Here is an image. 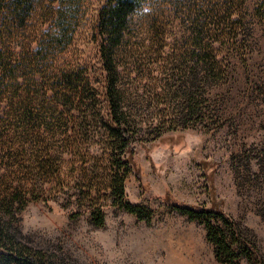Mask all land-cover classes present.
Returning a JSON list of instances; mask_svg holds the SVG:
<instances>
[{"label":"rangeland","instance_id":"obj_1","mask_svg":"<svg viewBox=\"0 0 264 264\" xmlns=\"http://www.w3.org/2000/svg\"><path fill=\"white\" fill-rule=\"evenodd\" d=\"M73 2L72 8L57 14L66 36L54 28L46 38L48 48L35 55L28 47L40 25L20 37L11 30L9 41L22 53L16 68L25 67L27 78L38 64L44 65L46 74L66 72L68 78L82 66L75 80L82 81L89 112L78 131L97 160L86 166L69 162L63 146L65 122L58 117L59 107L44 98L36 102L41 115L55 112V119H47L42 133L37 132L31 112L27 119L16 116L12 133L7 119L1 120L0 196L14 193L6 203L13 231L23 242L76 264H228L216 257L204 223L178 213L163 199L193 209L208 208L214 190L223 200L224 212L255 245L251 262L242 259L241 264H264V19L258 18L263 1H248L246 12L254 29L246 30L243 37L249 53L235 56L231 86L215 92L211 113L196 123L184 117L187 111L184 118L179 116L185 99L172 76L178 73L179 54H164L154 46L125 50L114 60L120 66L117 99L139 143L136 158L143 172L142 180L134 172L129 174L126 199L151 214L150 223L125 211L110 189L115 172L108 158L112 144L105 113V73L93 37L92 11L102 2ZM142 142L147 147L141 148ZM50 157L58 169L61 166L59 174L68 185L55 199L42 201L56 177L44 165ZM88 175L97 189L93 201L87 190L85 194L80 190ZM17 187H33L35 194L27 196L15 191ZM97 204L105 215L102 227L96 225Z\"/></svg>","mask_w":264,"mask_h":264},{"label":"trees","instance_id":"obj_2","mask_svg":"<svg viewBox=\"0 0 264 264\" xmlns=\"http://www.w3.org/2000/svg\"><path fill=\"white\" fill-rule=\"evenodd\" d=\"M248 1L100 0L102 3L98 9L92 11L95 17L93 37L99 44L102 71L105 73V113L109 120L112 144L108 158L111 169L115 172L110 189L115 199H118V204L128 213L137 215L140 220L150 223L152 215L126 199L125 181L129 174L134 172L142 180L143 172L136 158L139 143L135 139L125 108H122L117 99L120 66L114 60L125 50H149L154 46L161 48L164 54H179L175 59L178 62V73L172 75L176 79V87L183 92L182 97L185 99L179 116L183 117L187 111L184 117L196 123L199 117L211 113L212 101L215 99L213 97L231 86L235 56L238 53L247 56L249 53L247 40L243 37L246 30L254 29L246 12ZM262 1L263 13L258 15L261 20L264 19V0ZM74 4L73 0H0V121L7 119L6 125L12 133L16 116L27 119L31 112L37 132L42 133L47 119H55V112L47 114L48 117L41 115L40 104L36 102L44 98L59 107L58 117L65 122L63 146L69 162H73V166L80 163L86 166L94 163L96 156L94 158L90 154L78 131L79 123L85 121L89 112V107L83 102L85 88L82 81L75 80L76 73L80 74L83 70L82 66L73 70L74 75L68 78L63 74L66 72L46 74L42 70L44 65L38 64L31 70L30 78H27L24 76L25 67L20 70L16 68V61L21 59L22 53L9 41L11 30L20 37L26 29L40 25L37 36L28 45L36 55L40 49L48 48L46 38L54 28L60 29L61 36H66L62 25L57 24V14L72 8ZM142 6H150L151 13L142 14ZM136 43L142 45L138 46ZM187 62L190 64L185 66ZM140 147L145 148L147 144L142 142ZM60 160L64 165V157ZM44 165L47 172L53 169L56 176L52 189L47 191V196L42 200L49 201L59 196L68 183L64 184L59 174L61 166L58 169L56 160L50 157ZM82 181V194L87 190L88 195H91L88 196L89 199L93 201L92 194L97 190L93 184L94 178L88 175ZM19 190L27 196L35 194L33 187L15 189ZM13 196L14 193L11 192L0 196V264H76L19 239V233L13 231L6 218V203ZM163 199L165 205L178 213L204 223L207 238L213 245L218 260L228 264H241L242 259L251 262L255 245L243 237L238 226L224 212L223 200L216 197L214 190L208 208L193 209L180 206L168 197ZM94 215L96 225L102 227L105 215L98 204Z\"/></svg>","mask_w":264,"mask_h":264},{"label":"clouds","instance_id":"obj_3","mask_svg":"<svg viewBox=\"0 0 264 264\" xmlns=\"http://www.w3.org/2000/svg\"><path fill=\"white\" fill-rule=\"evenodd\" d=\"M152 11L150 6H142V8L140 9V12L142 14H150Z\"/></svg>","mask_w":264,"mask_h":264}]
</instances>
